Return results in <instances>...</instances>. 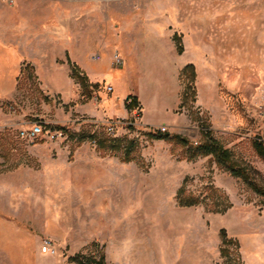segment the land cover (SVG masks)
Listing matches in <instances>:
<instances>
[{
  "label": "rangeland",
  "instance_id": "rangeland-1",
  "mask_svg": "<svg viewBox=\"0 0 264 264\" xmlns=\"http://www.w3.org/2000/svg\"><path fill=\"white\" fill-rule=\"evenodd\" d=\"M101 1L105 13H89L83 28L69 30L66 37L53 41L52 56H61L57 64H66L68 54L89 80L99 79L91 97L84 100L79 86L75 91L64 68L50 78L62 96L47 88L37 61L41 89L35 62L29 61L19 75L14 100L3 106L10 126L0 129V223L11 231L9 264L19 262V254L11 247L18 240H24L25 261L30 264L49 261L48 257L65 264H85L104 254L99 235L114 230L137 233L138 243L143 241L149 248L155 243L161 249L163 239L164 248L167 244L163 227L169 231L172 252L179 248V241L190 240L194 221L188 216L195 214L207 223L210 249L221 248V228L238 242V247H230L229 255H220L217 264H260L252 248L255 240L264 252V195L219 167L212 155L187 160L184 146L156 135L164 126L166 131L161 132L181 134L197 144L202 141L199 118L213 129L209 113L196 102L181 105V95L178 102L175 65L189 61L192 55L189 50L179 57L174 53L168 34L174 29L167 24L177 23V18L170 11L195 15L203 28L211 25L214 42L223 40L220 27L232 25L235 55L255 58H251L249 85L239 82L242 69L236 62L230 71L232 91L221 85L232 126L223 125L225 111L220 110L216 117L226 131L213 129V134L249 170L251 180L264 187V161L253 144L256 137L264 142V115L260 114L264 103V0ZM30 6L41 21L62 14L50 1L33 0ZM77 15L78 27L82 12ZM246 42L248 51L240 47ZM116 53L124 60L125 71L115 69ZM129 95L137 97L138 105L127 109L129 115L111 135L123 140L120 150L102 154L93 140L77 145L71 134L106 133L104 123L117 120L94 114V110H105L104 98H114L109 114H119L123 107L116 104ZM113 102L117 103L113 106ZM35 125L44 132L28 143L20 130ZM59 127L64 128V136L51 138L50 132ZM125 155L134 160L123 162ZM185 177L188 193L202 200L195 206L178 203L177 190ZM225 207L223 213L217 212ZM45 238L57 249L55 255L43 253L47 259L39 253ZM3 261H8L4 255Z\"/></svg>",
  "mask_w": 264,
  "mask_h": 264
},
{
  "label": "crops",
  "instance_id": "crops-1",
  "mask_svg": "<svg viewBox=\"0 0 264 264\" xmlns=\"http://www.w3.org/2000/svg\"><path fill=\"white\" fill-rule=\"evenodd\" d=\"M8 1V0H7ZM51 2L52 7L57 11L61 10L62 14H58L56 18L50 19V21H41L39 15H33V8L30 6L33 0H13L12 3L6 2V0H0V129L3 130L10 126L7 119V113H5L3 106L5 103L13 101L18 89V78L23 73V66L25 62L33 61L36 65V73L40 78V70L43 69L45 74V86L52 91L60 93V89L53 85L50 78L59 68H64L70 76L69 64H57L55 62L57 57L53 55L54 39L60 36H65L69 30H77V28H83L85 24V18L89 13H105L104 1L100 0L87 1L81 0L78 5H75L74 0H45ZM170 11V10H168ZM82 12L80 17V26H76V19L78 20V13ZM172 15L177 18V23H168L172 25L173 32H169V38L174 46V53L176 56L185 55L188 50L191 55L188 60L180 65H175L174 76L179 82L177 87L178 102L180 101V95L184 88L180 82V74L182 69L187 64H193L196 70V105L201 109L207 111L210 115L213 123V129L220 130L224 133L223 129L217 120V112L220 110L225 111L224 126L227 128L232 126L231 117L228 116V103L226 98L220 94L221 85H223L229 91L233 89V74L231 69L236 62L242 69V75L239 78L240 83H244L245 86L250 84V68L251 58L255 56L235 55L232 25H225L220 27V38L223 40L214 42L213 38L215 28L211 25L203 28L197 23V17L188 16L186 12L180 10L170 11ZM59 18V19H58ZM76 18V19H75ZM50 22V23H49ZM56 23L55 25L51 24ZM169 28V27H168ZM177 32L181 36V41L184 47V51L179 54L176 48V44L173 40V35ZM241 34V33H240ZM241 41V40H240ZM188 43V44H187ZM248 51L249 44L240 43L242 50ZM65 53V52H63ZM62 53V54H63ZM127 58L128 56H124ZM40 62V70L38 67ZM73 61V60H72ZM43 62H46L45 64ZM66 65V66H65ZM118 71H123L125 65L115 68ZM125 71V70H124ZM231 73V74H230ZM71 77V76H70ZM72 78V77H71ZM41 89L44 88L42 79L40 80ZM72 83L75 86V91L78 89L77 84L72 78ZM97 80H89L90 83H96ZM114 90L112 85H109ZM244 86V85H242ZM81 89V87H80ZM93 90L91 94H93ZM62 96V95H61ZM77 96H74V98ZM123 98L119 104L123 107V112L116 114L113 112L109 114V108L111 101L108 97L103 99L104 111L94 110V114L103 119L107 118H125L129 115ZM72 100V99H71ZM114 111V110H113ZM254 112L253 115H255ZM172 121V120H171ZM229 122V123H228ZM168 123V122H166ZM217 183V182H216ZM220 185V184H218ZM189 219L194 221L191 226L192 229L190 240L187 242L179 241V248L177 250H170V235L169 231L164 230L162 227V238L164 233H167V244L164 248V239L162 248L159 249L155 246V243L149 248L146 243L141 241L138 243L137 233L131 231L117 232L108 231L102 235H99L98 241L103 247V253L107 264H217L220 261V249H210L209 233L207 229V223H202V216L199 214L188 216ZM186 219V220H189ZM116 220V218L112 219ZM16 233V232H15ZM17 234L23 235V232L18 230ZM17 235V236H19ZM10 236L11 231L4 227L3 222L0 223V264H9L10 256ZM230 237V236H229ZM215 241L219 238H214ZM187 243V244H186ZM185 244V246H184ZM16 249L19 254L18 264H30L25 261L26 245L24 240H18L17 244L11 246ZM252 253L255 254L256 260L260 264H264V252L254 240V246ZM29 251V250H28ZM31 251V250H30ZM40 256L47 259L43 252H39ZM3 255L8 259L7 263L3 261ZM49 261H42L39 264H65L62 261H56L55 259L48 257ZM172 262V263H171Z\"/></svg>",
  "mask_w": 264,
  "mask_h": 264
},
{
  "label": "trees",
  "instance_id": "trees-1",
  "mask_svg": "<svg viewBox=\"0 0 264 264\" xmlns=\"http://www.w3.org/2000/svg\"><path fill=\"white\" fill-rule=\"evenodd\" d=\"M173 40L176 44L178 53L181 54L184 51L181 36L175 33L173 35ZM67 63L70 66V76L77 84L80 85L81 96L84 100H87L91 97L92 89L98 88L99 84L90 83L85 73H83L79 66L69 58L68 54ZM27 67H29V64H27L23 68V72ZM180 78H182L185 83L181 93V105H187L190 102L195 103L197 95L195 85V66L193 64H187L182 69ZM137 102L138 99L135 95H129L125 101L126 109H133L138 105ZM198 124L201 127L202 141L197 142V144H193V142H191L187 137L177 133L171 135L169 133L159 131V133L156 135V138L174 140L175 142L180 143L186 148L185 157L187 160H194L199 156L212 155L219 167L229 171L233 176L242 178L245 182H248L257 193L264 195V187L251 180L249 170L245 166H241L240 164H238V162L233 158L231 151L228 148L224 147V145L214 136L213 129L211 128L210 123L199 118ZM57 129L64 128L59 127ZM104 129L106 131L105 126ZM106 133L71 134V137H76L77 145H80L86 140H93V142L96 143L97 149L102 154H112L115 151L120 150L123 140L119 137H112L110 134ZM253 144L257 155L264 161V142L260 140L259 137H256L253 141ZM130 145H132V142L130 143ZM132 160H134V158L128 155H125L122 159L123 162H130ZM187 180L188 177H185L181 186L177 190L178 203L180 206H195L202 200L199 197L188 193L186 187ZM227 207L219 209L217 212L223 213L227 210ZM220 235L222 237L220 252L222 256H227L231 252L230 247L232 245L238 247V242L232 237L228 236L225 228L220 229ZM238 261H242L240 256H238ZM85 264H106L104 254H102L99 259H88Z\"/></svg>",
  "mask_w": 264,
  "mask_h": 264
},
{
  "label": "built area",
  "instance_id": "built-area-1",
  "mask_svg": "<svg viewBox=\"0 0 264 264\" xmlns=\"http://www.w3.org/2000/svg\"><path fill=\"white\" fill-rule=\"evenodd\" d=\"M10 3L13 2V0H9ZM99 56H96V59H98ZM123 59L122 57L116 53L114 56V64L115 66L119 67L123 64ZM108 89L111 90L112 88L110 86H108ZM260 114L264 115V103L263 105H261L260 108ZM123 122V118H117L116 121H110L107 123H104V126L106 127V131L108 134L110 135H114L116 127L119 126V124H121ZM161 131H166V127L162 126L160 128ZM44 130L40 125H35L32 128L25 130V129H21L20 130V136L26 140V142L28 143H34L35 140L41 136L43 134ZM64 136V132L63 130H58L55 129V131L50 132V137L55 139V138H61ZM41 252L43 253H47V254H51V255H55L57 253V249L54 246V243L52 242L51 239L49 238H45L42 240L41 243Z\"/></svg>",
  "mask_w": 264,
  "mask_h": 264
}]
</instances>
